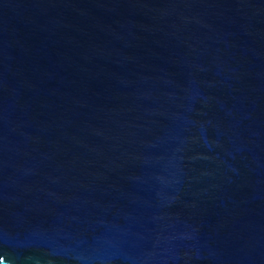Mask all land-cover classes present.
Wrapping results in <instances>:
<instances>
[{"label": "water", "instance_id": "water-1", "mask_svg": "<svg viewBox=\"0 0 264 264\" xmlns=\"http://www.w3.org/2000/svg\"><path fill=\"white\" fill-rule=\"evenodd\" d=\"M0 264H264V0H0Z\"/></svg>", "mask_w": 264, "mask_h": 264}]
</instances>
